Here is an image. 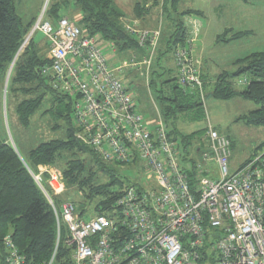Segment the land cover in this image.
Wrapping results in <instances>:
<instances>
[{"label":"built area","instance_id":"built-area-1","mask_svg":"<svg viewBox=\"0 0 264 264\" xmlns=\"http://www.w3.org/2000/svg\"><path fill=\"white\" fill-rule=\"evenodd\" d=\"M44 13L29 37L44 33L50 63L41 71L55 88L77 97V136L108 162L140 164L147 183L129 185L113 209L85 218L72 200L57 206L43 177L34 174L58 226L51 259L38 264H54L61 225L68 230L64 242L73 247L74 264H264V151L231 174L232 141L209 122L196 145L200 160L193 162L189 154L183 158L167 123L161 116L146 119L137 112L124 82L126 67L140 68L147 61L114 67V44L103 46L67 15L54 24ZM159 35V30H143L140 43L151 36L155 44ZM177 56L181 84L201 88L189 50L178 48ZM248 83L246 77L238 80V85ZM204 163H215L218 173ZM48 186L53 195L66 191L58 174L51 175ZM5 241L11 249L7 263L27 264L10 237Z\"/></svg>","mask_w":264,"mask_h":264},{"label":"trees","instance_id":"trees-1","mask_svg":"<svg viewBox=\"0 0 264 264\" xmlns=\"http://www.w3.org/2000/svg\"><path fill=\"white\" fill-rule=\"evenodd\" d=\"M72 1L49 0L44 13L45 19L56 24L60 17L65 16L62 11ZM75 1L74 9L71 10L81 13L82 18L74 21L90 35L98 37L100 44L107 46L112 43L117 52L131 51V64L147 61L143 65L139 64L140 68L130 69L140 71L149 86H155L161 117L167 123L172 139L180 142L183 158L187 159L186 155L192 150L198 152L196 143L203 137L206 128L185 132L179 121L186 119L196 122L204 119L207 95L220 99L241 97L253 103L255 107L249 113V123L264 127V51L239 59L238 67L233 72L223 71L210 77L202 70L200 60L193 55L194 44L189 43L190 34L185 21L189 16L199 15L200 11L191 7L181 10L183 0H136L133 9L136 18L143 17L151 9L161 10V16L168 26L166 32L160 31L155 44L150 36L143 45L140 43V34L148 29L138 28L132 22L124 23L125 12L115 0ZM149 3H152L150 9L147 7ZM37 20L36 15L32 20L24 22L17 13L15 0H0V90L4 89L13 63L7 96H13L20 124L28 127L33 117L45 107L43 112L53 117V128L62 129L64 135L31 149L29 159L24 158L25 163L14 145L0 139V264H8L11 249L6 245L7 237H10L17 252L26 258L27 264L47 263L57 245L55 211L30 169L34 170L38 164L50 163L61 167L62 163L67 185L77 186L82 193L75 203L84 216L115 207L127 187L120 170L131 167L104 160L93 145L77 136L81 131L75 121L77 97L55 88L51 77L41 71L50 63L46 58L48 38L41 31H35L29 37ZM128 24L134 30L128 29ZM37 32L42 33L45 38L39 41ZM40 42H45L46 45H41ZM178 48L189 50L197 70L196 75L202 81L201 88L196 83L181 84ZM244 77L249 80L248 85H238V80ZM136 110L141 113L137 103ZM132 166L141 169L140 164ZM108 178L110 181L105 182ZM136 184L139 182L128 186ZM44 186L57 206L65 200L63 195H53L49 186ZM67 233L66 226L61 225V241L54 264H74L73 247L64 242Z\"/></svg>","mask_w":264,"mask_h":264},{"label":"rangeland","instance_id":"rangeland-1","mask_svg":"<svg viewBox=\"0 0 264 264\" xmlns=\"http://www.w3.org/2000/svg\"><path fill=\"white\" fill-rule=\"evenodd\" d=\"M46 1L15 0L17 13L24 22L32 20V17L36 15L39 18ZM75 2L73 0L71 4L68 3L62 14L67 15L73 21H78L82 18L81 13L71 10L74 9ZM115 2L125 12L124 23H130L133 20L132 25L138 28L151 31L164 30L165 32L168 30L167 23L161 16V10H149L148 14H143L146 18L142 20L143 17L136 18L133 11L136 0H115ZM151 5L152 3H149L147 7L150 9ZM185 7L200 11L199 17L203 21L202 31H198L197 34L191 33L189 43L199 46L197 55L204 59V65L213 68L216 73L233 72L238 67L239 59L264 51V0H183L181 10H185ZM35 10L38 12L36 13ZM36 37L40 38L39 41L45 38L40 32L36 33ZM40 44L46 45L45 42H40ZM47 53L48 50L46 58H48ZM111 55L114 67L130 63L132 59L131 51H115ZM122 75L139 111L145 118L156 116L160 103L156 96L155 86L150 87L146 77L141 76L140 71L126 67ZM5 85L6 81L4 89L0 90V139L14 145L25 163L29 159L31 149L42 142L63 137L64 134L62 129L53 128L55 124L53 117L43 112L45 107H42L33 117L28 127L21 125L17 119L13 96H7ZM254 107L253 103L241 97L220 99L207 95L204 103L205 118L196 122L180 119L179 125L183 131L188 132L206 128L210 122L219 132L228 135L233 141V155L230 163V172L233 174L250 159L264 151V127L251 125L248 120L249 113ZM189 155L195 162L201 157L195 150L190 151ZM190 162H192L191 159L182 160L183 165L190 164ZM204 167L211 169L214 174L218 173L215 163H204ZM62 169V163L61 167L53 163L38 164L34 170L30 169V172L33 176L34 174L41 175L45 185H48L52 174H58L66 185L62 198L75 202L82 193L78 191L77 186L67 185ZM120 173L124 176V181L126 179L127 187L128 184L137 181L140 184L147 183L143 176L144 172L135 166L123 167ZM108 181H110L109 178L105 179V182ZM94 215L96 214L88 213L84 217Z\"/></svg>","mask_w":264,"mask_h":264},{"label":"crops","instance_id":"crops-1","mask_svg":"<svg viewBox=\"0 0 264 264\" xmlns=\"http://www.w3.org/2000/svg\"><path fill=\"white\" fill-rule=\"evenodd\" d=\"M36 10H38V8L36 9ZM35 10V12L37 13L38 11H36ZM187 23V28H188V32H189V34H197V32L198 31H202V27H203V24H202V19H200V17H199V15H192V16H189V18H186V20H185ZM131 22L132 23H134V21L133 20H131ZM194 23H196V27L195 26H192V24H194ZM195 28H196V30H195ZM190 36H192V35H190ZM197 41H198V39H197ZM196 41V42H197ZM195 42V43H196ZM197 48H199V46H196V44L194 45V49H193V55H194V57L196 58V59H199L200 60V62H201V67H202V70L203 71H205V73L208 75V76H210V77H215V75H217V74H219V73H221V72H218V73H216L214 70H213V68H209V66L207 65H204V59H202L201 57H199L198 55H197ZM200 55H201V53H200ZM158 108V107H157ZM159 116H161V108H160V106H159V108H158V110H157V113H156V116H153V118L151 117H149V119H155V118H157V117H159ZM191 132V131H190Z\"/></svg>","mask_w":264,"mask_h":264},{"label":"water","instance_id":"water-1","mask_svg":"<svg viewBox=\"0 0 264 264\" xmlns=\"http://www.w3.org/2000/svg\"><path fill=\"white\" fill-rule=\"evenodd\" d=\"M48 1H49V0H47V1L45 2V6H44L43 11L46 9L47 4H48ZM12 66H13V63H12V65H11V68H12ZM11 68H10V70H9V73H8V76H7V79H6L5 93L7 92L8 80H9V75H10V72H11Z\"/></svg>","mask_w":264,"mask_h":264},{"label":"bare ground","instance_id":"bare-ground-1","mask_svg":"<svg viewBox=\"0 0 264 264\" xmlns=\"http://www.w3.org/2000/svg\"><path fill=\"white\" fill-rule=\"evenodd\" d=\"M56 186H57V184H56Z\"/></svg>","mask_w":264,"mask_h":264}]
</instances>
